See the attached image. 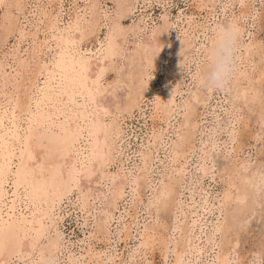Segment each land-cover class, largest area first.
<instances>
[{"label": "rangeland", "instance_id": "obj_1", "mask_svg": "<svg viewBox=\"0 0 264 264\" xmlns=\"http://www.w3.org/2000/svg\"><path fill=\"white\" fill-rule=\"evenodd\" d=\"M116 1L22 0L20 4L22 10H19L23 12L22 14L15 6L12 7V10H15V15L19 16L18 21L16 20L17 24H14V28L12 27L14 31L11 30L5 36V31L0 27L2 33L0 37V44H2L0 47L1 103L6 97L11 96L13 77L24 59L31 61L30 64L33 69L39 61L48 59L51 51L47 49L33 54V58L31 53L33 48L42 43L43 40H49L50 44H53L47 30L49 15L55 18L53 20L56 22V26L62 27L76 13L79 16L84 13L88 17L86 14L89 11L87 6L97 12L94 16H98L101 24L96 30L97 32L94 31L81 42L80 49L83 53L85 52L84 54H89L90 49H97L100 41H103L107 28L114 21L118 20L120 27L131 28L132 31L128 30L126 36L124 35L126 41L124 40L123 45L121 43L120 53L113 57L112 67L103 74L105 87L120 84L122 80H126L125 74L129 69L127 53L129 52V55L133 51L134 41L137 38H143L144 35L150 33L149 31L152 28L161 25L164 19L167 20L169 25L167 31L168 43L166 41L167 45H164L158 57L157 69L149 75L151 78H144L146 88L144 86L142 90L144 92L143 97L141 96L139 99L142 101H139V105L137 104L136 107L128 109L126 112L121 110L117 112L113 106L111 108L113 115L106 117L107 122L114 118L112 123L114 126L116 125L115 129L117 130L115 131L116 135L113 134V137L114 135L116 137H114L115 140L113 138V155L107 171L116 176L118 181L122 180V174L129 178L136 174L135 178L138 181L136 185L140 187L135 185L136 190L132 191L126 185L123 197L115 199L114 203L110 201L114 205L110 206V202H105L107 197H104L110 194L108 190L109 182L86 183L90 188L93 187L91 198L95 201V204L89 203L87 209L82 210L77 203L78 192L65 197L63 203L56 206L57 216L59 217L58 227H53L48 233L49 235L47 234V238L41 239V245L51 239L57 242L56 232L59 231L64 243L60 245L57 242L55 253L52 252L50 258L58 260L60 264H78V262L79 264H173L174 253L171 252L172 250L176 252L185 250L183 257L185 264L212 263L215 252H219L221 255L224 253L223 256L227 260L238 258L242 264H251L253 258L259 260V254L264 252V217H262L264 216V212H262L264 211V104H261L258 98L253 103V93L247 88L252 86L251 88H257L258 93H264V0H242L241 2L238 0H211L208 2L204 0H135L133 6L120 18H118L116 11ZM242 4L243 6H241ZM2 6L0 7V17H4V13L12 5L9 7L6 4L5 7ZM254 17L255 19H253ZM1 20L3 19L0 18V23ZM232 20L236 21L240 29V45L235 73L230 85L236 76L238 77L242 72L251 76L250 79L253 81L246 84V87L250 85L245 91L247 102L244 101L243 96L236 99L239 93L235 91L237 96L234 95V91L232 92L231 89L236 90V87H233V85H231L232 87L229 85L230 88L224 90H207L200 83H197L196 77H193L195 71L201 68L206 61L202 46L209 43V36L214 28L221 24L224 25V23L227 24L226 22L229 23ZM137 26L140 28L138 32ZM19 32H22V34H19ZM178 39L185 40L188 45L181 68L178 70L180 71L179 76L176 75L179 79L173 78L174 73H170L172 53L168 46L169 42ZM245 46L249 47L245 48ZM245 49H251V51L257 49L259 53L250 57L252 59L250 64L244 61L246 55L243 52ZM123 54L124 56H122ZM260 56L263 58L262 61H259ZM168 72L172 75H167ZM115 88L116 96L122 104L125 90L123 87ZM170 88L172 91L174 90L173 104L171 105V113L169 112L170 114H168L169 116L165 121V118L161 120V114L154 110L153 104L156 95L162 89ZM195 89L200 90L201 96L200 94L199 96L201 98L198 97V103L194 101L191 105L190 95L194 96L192 93ZM186 101L190 105L187 115L189 111L192 112L189 113L192 122L183 126L184 114L187 110L181 106ZM234 109L240 111L236 112ZM236 116H240L242 119L236 121ZM191 123H195L196 126ZM233 123H236L239 132V138L235 145L232 143L233 137L231 135ZM151 134L152 136H150ZM182 135L185 154L184 156L179 154L176 156V161H171L173 157L170 149H168L171 146L169 141L182 138ZM155 136H157L156 142L153 138ZM150 138L152 144L154 143L153 146ZM192 147L194 149H191ZM139 150H142L141 153ZM143 155H145V158L147 157V160ZM139 156L143 158L140 159ZM198 164L202 168L199 172H197ZM231 167H235L234 171ZM181 170L183 171L181 172ZM176 171L180 174L177 175ZM241 173L250 177L251 175L255 177V175L261 174L263 178V183L257 182V186L251 187L255 196L251 201L252 203L249 204L253 206H251L252 213H247V211L251 212L249 208L242 214L233 213V205H235L236 200L228 201L221 209L222 213L227 211L229 213L225 212L227 215H231L230 212H232L234 215L233 222H227L224 226V228H227H223L225 232L222 231L220 234L218 232L213 238L210 237L212 239H206L207 236L211 235L210 224L215 221V216L218 214L216 209L219 204L218 199L228 190L231 194L236 193L235 187L240 186L237 178L242 176ZM139 174L142 180L140 177V179L138 178ZM166 176L167 178L169 176L175 177L174 179L177 182L175 184L177 185L176 192H172L168 202L161 205L154 200L151 193L154 192L155 189L153 190V188H157L161 181L166 182ZM159 180L161 181L159 182ZM141 182L142 185H140ZM227 183L232 184L230 186H234V188L227 186ZM259 183L263 185L259 186ZM259 191L260 193H258ZM149 201L153 205H149ZM253 202L256 203V206L253 205ZM210 207H212L213 212L209 210ZM105 212L108 213L106 217ZM243 214L246 217L241 216ZM235 215L237 216L235 217ZM237 218L241 220V222L239 220L240 223L236 221ZM243 219H246L245 222H243ZM104 220L108 221L107 226L104 225ZM98 225L100 227H97ZM175 227L176 229L181 227L180 231L176 230ZM226 230L228 233H226ZM144 231L153 234V236L152 241L145 242L143 240L149 247L142 251L139 249L141 239H143L142 236L140 237V232L144 234ZM234 231L238 232L239 235ZM221 235L223 237L220 239ZM235 235H238L236 239ZM164 238L168 240H165L167 244H162ZM183 239L187 242H184ZM233 243L234 246H232ZM163 250L167 251L166 255Z\"/></svg>", "mask_w": 264, "mask_h": 264}, {"label": "bare ground", "instance_id": "obj_2", "mask_svg": "<svg viewBox=\"0 0 264 264\" xmlns=\"http://www.w3.org/2000/svg\"><path fill=\"white\" fill-rule=\"evenodd\" d=\"M133 1H135V0H117L116 1L115 4L117 6L116 11L118 14V18L123 16L124 13L133 6ZM201 1H203V0H201ZM204 1L208 2L211 0H204ZM238 1L241 2L242 0H238ZM205 2H203V3H205ZM3 3H5L8 7L12 5L10 9L8 8L6 10V13H4V17L3 16L0 17L3 19V20H1L2 22L0 23L1 24L0 27H2V29L5 31V34H6L5 36H7V34H9L11 32L14 24H17L16 22L18 21V18H19L18 15H15V10L14 9L12 10V7L15 6L18 11L22 10V6L20 5L22 3V0H3ZM5 4H3V6ZM86 5H88V4H86ZM7 6H6V8H7ZM200 6H202V5H200ZM87 8L89 10V11L86 10L87 11L86 14L88 15V17H86L84 13L80 16L78 15V13H76L75 16H73L71 18V20L68 21L66 24H64V26H62V27L56 26L55 25L56 22L53 20L55 18H53L49 15V19H48L49 24L47 25V30L49 31V34L51 37L50 40L53 42V44L51 45L50 44L51 42L49 40L48 41L43 40L42 43L37 44L33 48V52L31 53L32 58H33V54H36L37 52H39L43 49H47L48 51H51L48 59L47 60H41L40 59L41 61L38 60L39 62L37 64H35L34 69H33L32 65L30 64L31 61L28 59H24L20 63L19 68L16 71V75L13 77V80L11 83L13 91H12L11 96L6 97V99L0 103V121H2V122H0V137H3V143L5 144V150L3 151L2 154H0V164H4L6 171H8L10 169V172H8L7 179L4 182V187L2 190L3 191V199H0V229H3L5 232L14 234L19 229H22L25 227L26 228H32L33 225L31 223H25V222L26 221H32L34 219L33 212H38V210H39V201L36 202L35 206H33L32 201L25 202L23 200V196L25 193V187H23V186L19 187V188L16 187L15 173H16L17 169L26 170L29 173V179L35 180V181L39 182V184H43L45 181L51 183V169L58 164L64 163V161L62 159H60L59 154H54L51 157L46 158L45 150L37 146V141L39 139H44L45 143H46L48 138H53L54 135H58V134L62 133V131H63V129L60 127L61 121H56L54 125L51 121H46L48 126L46 128H43V129H41L40 127L37 126V118L39 115L46 116L49 112H52L54 116L57 115V113L53 110L52 106H50V105L49 106L41 105V108H40L39 113H38L36 103H35L37 76L39 75L40 67H42L43 65H46V64L47 65H53L54 58L56 57L57 52H58V45L63 44L65 48L70 47V45L68 44L69 36H71L72 39L77 41V48L81 51V49H80V44H82L81 42L84 39L88 38L89 35H91L94 31H96L98 29V27L100 26L101 23L99 22L98 16H96V17L94 16V14H97V12L93 8H91L90 6H87ZM19 12L21 14L23 13L22 11H19ZM121 12H122V15H121ZM115 16H116V14H115ZM229 22H235L236 23L235 20L234 21L232 20ZM226 23H228V22H226ZM70 26L73 29V31L71 33L69 32ZM168 26L169 25H168L167 20L164 19V21L161 25L156 26L155 28H152V30L149 31L150 33H148L147 35H144L143 38H141V39L135 38L136 40L134 41L133 51L129 55H128L129 52L127 53V56H128L127 65L129 66V69H128L127 73L125 74L126 80H122L121 81L122 84L121 83L120 84L119 83L118 84H112L114 87H123L125 90V96H124V99H122V104H121V111L122 112L123 111L126 112V110H128V109L136 107L137 104L139 105V103H138L140 101L139 99L141 96L143 97V93H144L142 91L144 88L143 89L141 88L142 84L144 85V78H146V79L148 77L151 78V76H149V75L153 74L156 71L157 66H158V57H159L161 51L163 50L162 48L166 44V41L168 40L167 39L168 38V32H167ZM124 27H120L118 20L114 21L107 28V30L105 32V36L103 38V41H100L97 49H95V48H94V50L90 49L89 54H84L85 52L83 53L81 51L86 56V58L88 59V62H89V82L94 80L96 78L97 74H99V73L104 74L108 69H110L112 67L113 57L115 55L117 56V54L120 53L121 43L123 45L124 40L126 39V38L124 39V35L127 34L128 30L131 29V28L125 29ZM77 28L79 30H76ZM137 28H138L137 29V32H138V30L140 28L138 26H137ZM13 31L14 30H12V32ZM131 31L132 30H130V32ZM81 33H83V39L81 38ZM1 34L2 33L0 32V37L2 36ZM19 34H22V32H19ZM121 36H122V38H121ZM5 38L7 39V37H5ZM167 43H168V41H167ZM1 45L2 44H0V47H1ZM168 46H169L170 52L172 53V63H171V65L169 64L170 65L169 70H170V73H174V75L171 74L174 78V77H176V75L179 76L178 74L180 71H178V70L181 68L182 62H183L185 54H186V48L188 47V45H187L185 40L178 39V40L169 42ZM251 46H253V45H251ZM209 47H210V41L208 44H204V46H202L205 58L207 56V49ZM248 47L249 46H245V48H248ZM257 49H256V51H251V49L250 50L245 49V51L243 52L246 55L244 61H247L250 64V62L252 61V59L250 57L253 55L259 54ZM121 53H123V52H121ZM122 56H124V54ZM119 57H120V55H119ZM262 59L263 58L260 56L259 61H262ZM69 60H71L70 57H69ZM204 67H205V63L202 65L201 68L197 69V71H195V73L193 74V77H196L197 83H199L198 77H199V74L202 72ZM55 72L57 75V84L60 83V77H61V75H63L65 78V82H66V85L68 87V90H69V92H71V90H72L71 81L75 75L71 62L68 63V65L66 66V68L63 71L61 69L57 68V69H55ZM170 73L167 75L171 76ZM250 78H251V76H249L247 73H243V72L240 73V75L238 77L236 76V78L233 80V82L231 84V85H233V87H236L235 88L236 90L231 89L232 92L234 91V95L237 96V93L235 94V91H237L239 93V95H238L239 97L240 96L242 97L243 94L246 93L245 92L246 88L250 86L249 85L246 87V84H250L249 82L253 81ZM177 79H179V77ZM194 80H195V78H194ZM231 85H230V87H232ZM251 87L252 86H250V88H247V89L252 91L251 93H253V98L256 96H259L260 92L258 93L257 88H251ZM145 88H146V86H145ZM229 90L230 89H228V91ZM231 90H230V92H231ZM173 91L171 90V88L165 89V90L162 89L159 92V94L156 95V97H155L156 99H155L154 104H153L154 110L156 112L158 111L159 114H161L160 115L161 120L162 119L164 120V118H165V121H166V119L169 116L168 114L171 113V105L173 104V97H174ZM145 93H146V91H145ZM192 94L194 96L190 95L191 100L189 99L191 101V105H192V102H194V101H196V103H198L197 102L198 97L201 98L200 97L201 96L200 90H198V89H195ZM199 94H200V96H199ZM234 95H233V97H235ZM233 97H230V98H233ZM153 98H154V96H153ZM250 99H252V98H250ZM65 100H67V97H65ZM231 100H235V99H231ZM77 101L80 105H83L85 103L84 100L81 99L79 96H77ZM241 101H242V99H241ZM233 104H235V103H233ZM233 104H231V105H233ZM30 105H31V108L29 107ZM181 107H183L184 109L187 110L186 114H184L185 117L183 120V126H185L187 123L192 122V120H191L192 118L190 116L191 114H189L192 112L189 111V113L187 115L188 109L190 107V105L188 104L187 101L185 103L183 102V105ZM183 108H181V109H183ZM114 110L116 111L115 106H114ZM66 111L68 112V115L72 118V122H71V124H68L67 120L64 119L63 114H61V119L64 121L65 127H71V129L74 132L76 131L78 126H79V128L82 129V131L79 133L78 141L75 143L74 147L72 148V155L69 156L68 163L69 164L74 163L77 158L83 160L85 157L89 156L94 151H96V152L102 151L103 153L108 155V159L111 161V158L113 155L112 154L113 153L112 152L113 151V144H114V140H115L114 137H116L115 131H117L115 129L116 125L114 126L112 123V122H114V118L110 119V121L107 122L110 125V127L107 130V135L105 136L104 134H101L99 137H97L96 135H90V132H89V129L91 127L90 120L86 121L83 118V116L78 120L76 119L75 114L77 112L83 113L85 116L87 115V113L85 112L83 107H76L75 105H71L70 108L67 109ZM155 111H154V113H155ZM191 111H193V110H191ZM101 119L106 120V117H103V115H102ZM191 124L193 126H196V125H194L195 123L194 124L191 123ZM189 128H190V126H189ZM182 131H185V130H182ZM113 134H115L114 137H113ZM150 136H152V134ZM157 136L153 137L155 139V142H156ZM113 138H114V140H113ZM73 139H75V137H73ZM178 139L171 141V142L169 141L171 146L168 149H170V153L173 157V159H171V161H176L177 160L176 156H178L179 154L182 156H184V154H185L183 135H182V138H178ZM151 144H152V139H151ZM153 144H152V146H153ZM191 149H194V148L192 147ZM141 151L139 150L140 153H141ZM29 153L32 154L33 159H29ZM77 154H79V157L77 156ZM149 154H150V152H149ZM141 156H142V154H141ZM141 156H139V157H141ZM143 156L145 158V155H143ZM149 156H148V158H149ZM142 158L143 157H141L140 159H142ZM145 159L147 160V157ZM142 161H141V163H142ZM108 165L109 164H106L103 167V169H101V167L99 165H97L96 166V174L92 176L93 178L83 180L82 185H81L84 188V190H86V192L89 190L91 191V197H92L93 196V193H92L93 187L90 188V186L87 185L86 183L89 182V183L97 184V183H100L102 181L109 182L108 183L109 184L108 190H109L110 194L107 196H104L105 198L107 197V201H105L106 203H109L110 201L113 202L115 199L121 198V196L123 197L124 189L126 188V185H128V187L131 188L132 191H135L136 190L135 185L138 184L137 178H135L136 174H134V176H132L131 178L122 174V180H120V179H119L120 181L116 180V176L110 174V172L107 171ZM240 165H242V164H240ZM41 166H43V172L41 171ZM144 166L146 167V164ZM231 168L234 171L235 167L234 168L231 167ZM231 168H229V169L231 170ZM239 168H240V166H239ZM247 169H248V167H247ZM175 170H177V169H175ZM141 172H143V171H141ZM230 172H228V173H230ZM253 172H255V171H253ZM33 173H34V175H33ZM137 174H138V172H137ZM251 174H253V173H251ZM166 175L168 176V174H166ZM241 175H242L241 177L237 176L238 177L237 179H238L240 186L236 185L237 186V187H235L236 193L234 192L235 194H231V192H228L229 190L228 191L224 190L227 193H223L221 195L220 199H218L219 204L216 206L218 214H217V216H215L216 217L215 221L214 222L211 221L212 222L210 224L211 235L209 234L210 236H207L208 238L206 237V239H208V240L212 239L214 236V233H215V235L218 232L220 234V232L224 231L223 228L227 224V222H229V223L233 222L232 220L234 219V215L232 214V212H230L231 215H227L229 213H227V211L223 210L224 211L223 212L224 215H223L222 209H221L227 204L228 201H230V200L235 201L236 200V202H234L235 205H233L234 210H233V208H231L234 211L233 213H239V214L241 213L242 214L244 211L246 212L247 208H249V210H250L253 207L252 205H251L252 207L249 205L252 203L251 201H252L253 197H255L253 191L251 190V187L257 186L256 185L257 182L263 183V181H262L263 178H262L261 174L260 175L257 174V175H255V177L253 175H251V177L246 176L245 174L243 175L242 173H241ZM167 176L165 177V180H166ZM139 177H140V174H139L138 178ZM64 178L67 179L66 171H65ZM174 178H175L174 176L173 177L169 176L167 178L166 182L161 181L162 180L161 179V180H159V182L161 181L159 186L157 188H153V190L154 189L155 190L153 193H151V195L153 194L152 197H154V200L159 202L161 205H164L168 202L172 192H174V191L176 192L175 188L177 185H175V184L177 182L175 181ZM141 180H142V178H141ZM229 181L232 183L231 180H229ZM227 184H225V185H227ZM232 184H230V185H232ZM140 185H142V182ZM230 185L228 184L227 186L231 187ZM233 185H235V184H233ZM260 185H263V184L259 183V186ZM259 186L257 187V190H258ZM137 187H140V186H137ZM232 187L234 188V186H232ZM255 189H256V187H255ZM97 190L99 191V189H97ZM253 190H254V188H253ZM254 191H256V190H254ZM258 193H260V191ZM257 195H256V197H257ZM254 199H256V198H254ZM104 200H106V199H104ZM150 202L151 201H149V205L150 204L153 205ZM154 203H155V201H154ZM245 203H246V205H245ZM58 204L59 203H57V205ZM110 204H111V202H110ZM112 204L110 206H114ZM172 204H174V203H172ZM255 204L256 203H254L253 205H255ZM155 205H156V203H155ZM229 205H230V203H229ZM49 206H50V204L45 205V207H49ZM80 208L82 210L85 209L82 207H80ZM209 210L210 211L212 210V212H213L212 207H210ZM214 211H215V209H214ZM225 212L227 214H225ZM248 212L252 213V209H251V212L247 211V213ZM262 212H264V211H262ZM244 214L246 215V213H244ZM244 214L241 216H244ZM172 216H173V214H172ZM236 216L237 215H235V217ZM250 216H252V215H250ZM260 216H261V213H260ZM244 217H246V216H244ZM262 217H264V216H262ZM35 219H39V215H37L35 217ZM246 219H243L244 221L243 220L242 221L245 222ZM100 220H102V219L100 218ZM239 220L237 218L236 221L239 222ZM263 221H264V219H263ZM240 222H241V220H240ZM246 223H248V222H246ZM99 225L97 227H100ZM229 225H233V224H229ZM234 225H236V224H234ZM239 225H241V224H239ZM242 225H243V223H242ZM174 226H176V225H174ZM35 227H39V224H36ZM226 228L227 227H225L224 229H226ZM231 228H232V226H231ZM242 228H244V227L242 226ZM175 229H176V227H175ZM180 229H181V227L179 229H176V230L180 231ZM229 229H230V226H229ZM233 229H234V226H233ZM238 231H240V230H238ZM226 233H228L227 230H226ZM226 233H224V234H226ZM233 233H232V235H233ZM20 234L23 235V232H21ZM186 234H187V232H186ZM186 234H185V236H186ZM236 234H238V232ZM31 235L34 236L35 233L34 232L31 233ZM222 235H221L220 239L223 237ZM141 236L143 237V240L145 242H147V241L149 242V241H152L151 238H152L153 234L151 235V234L146 233L144 231V234H143V232H140V237ZM164 236H166V235H164ZM183 236H184V234H183ZM211 236H212V238H210ZM237 236L235 235V239ZM176 238H177V236H176ZM184 239H186V238H184ZM165 240L168 241L167 239L164 238V242H162V244L165 243ZM183 240H182V242H183ZM154 241H155V239H154ZM42 242H43V240H42ZM184 242H187V241L184 240ZM237 242H238V239H237ZM141 243H142V241L140 242V244ZM165 244H167V243H165ZM185 244H187V243H185ZM57 245L58 244L56 241H54V239L48 240L47 243L41 245V248L37 249V254H39L40 251H44L46 258H50V254L52 252L55 253L54 251L57 248ZM137 246H138V244H137ZM232 246H234V243ZM163 247H164V249L166 248L165 245ZM229 247H230V245H229ZM232 249H233V247H232ZM25 250L30 251L31 249L29 247H26ZM180 250H181V248H180ZM227 250H229V249H227ZM171 252L174 253L173 264H185V262L183 261L185 250L181 251V252L180 251L176 252L175 250H172ZM163 253L167 254V251L163 250ZM223 254L224 253H222V255H221L219 252H215V254L212 257L213 260L211 262L214 261L215 264H225V261L227 259H226V257L223 256ZM228 254H229V252H228ZM7 259H9V257L6 253L3 257H0V264H2V262L4 260H7ZM209 264H212V263H209Z\"/></svg>", "mask_w": 264, "mask_h": 264}, {"label": "snow or ice", "instance_id": "obj_3", "mask_svg": "<svg viewBox=\"0 0 264 264\" xmlns=\"http://www.w3.org/2000/svg\"><path fill=\"white\" fill-rule=\"evenodd\" d=\"M0 5H3V0H0ZM76 30L79 29L77 28ZM72 31L73 29L70 26L69 32L71 33ZM81 38L83 39V33H81ZM68 44L70 45L68 48H65L63 44L58 45V52L54 58L53 65L46 64L40 67L39 75L37 76L35 98L38 113L41 105H50L57 113L55 116L52 112H49L46 116L39 115L37 126L43 129L48 126L46 121H51L53 125L56 121H61L60 127L63 129L62 133L54 135L53 138H48L46 143L44 139H39L37 146L45 150L46 158L59 154L60 159L64 163L58 164L51 169V183L45 181L43 184H39V182L29 179V173L26 170L17 169L15 173L16 187H25L23 200L25 202L32 201L33 206L39 201V210L38 212H33L34 219L32 221L25 222L31 223L33 225L32 228L25 227L17 230L14 234L0 229V257H3L6 253L9 257L2 264H60L58 260L53 261L51 258H46L44 251H40L37 254V249L41 248V239L47 238V234L53 227H58L57 203L62 204L65 197L79 192L77 203L80 207L87 209L89 203L95 204V201L91 198V191L86 192L81 186L82 181L90 179L96 174L97 165L103 169L106 164L111 163L108 155L102 151H94L83 160L77 158L74 163H68V158L72 155V148L78 141L79 133L82 129L78 126L74 132L71 127H65L61 114H63L68 124H71L72 118L66 110L71 105L83 107L87 115L85 116L83 113L77 112L75 114L76 119L78 120L83 116L86 121L90 120V135L99 137L101 134L106 136L107 130L110 127L106 120L101 119V116L108 117L113 115L111 112L113 106H115L117 112L121 110V100L116 96V88L113 85L105 87L102 73L97 74L96 78L89 82L88 59L77 48V41L72 39L71 36H69ZM69 57L71 60H69ZM69 62H71L75 73L71 81V92L68 90L63 75L60 77V83L57 84L55 72L57 68L63 71ZM144 86L142 84L141 88L143 89ZM77 96L84 100L85 103L83 105L78 103ZM65 97H67V100H65ZM243 98L247 102V93L243 94ZM257 98L261 104H264V93H261L259 97H254L252 102L254 103ZM237 99H240V97H237ZM29 107L31 108V105ZM234 111L239 112L240 110L234 109ZM235 119L239 121L242 117L236 116ZM231 135L233 137L232 143L235 145L239 138L236 123L232 124ZM4 150L3 137H0V154ZM77 156L79 157V154ZM29 159H33L31 153H29ZM201 170L202 168L198 164L197 172ZM41 171L43 172V166H41ZM65 171L67 179L64 178ZM8 172H10V169L6 171L4 164H0V199H3L2 190ZM179 174L180 172H177V175ZM49 204V207H45V205ZM37 215H39V219H35ZM104 215L106 216L107 213L105 212ZM103 223L107 226L108 221L105 220ZM36 224H39V227H35ZM93 227L95 228V225ZM21 232H23V235L20 234ZM33 232L35 233L34 236L31 235ZM56 237L58 244L62 245L64 241L59 231L56 232ZM26 247H29L31 250L26 251ZM148 247L149 245L142 239L140 250L144 251ZM212 264H215V262L213 261Z\"/></svg>", "mask_w": 264, "mask_h": 264}, {"label": "clouds", "instance_id": "obj_4", "mask_svg": "<svg viewBox=\"0 0 264 264\" xmlns=\"http://www.w3.org/2000/svg\"><path fill=\"white\" fill-rule=\"evenodd\" d=\"M209 41L210 47L207 49L205 67L198 77L199 83L207 90L227 89L234 76L238 60L240 29L235 22L218 25L209 36ZM259 256L260 259L253 258L251 264H264V252ZM225 264H242V262L237 258L226 260Z\"/></svg>", "mask_w": 264, "mask_h": 264}]
</instances>
